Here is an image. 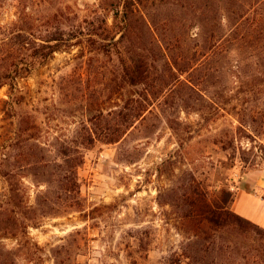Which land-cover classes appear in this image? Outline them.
I'll return each instance as SVG.
<instances>
[{"label":"rangeland","instance_id":"obj_1","mask_svg":"<svg viewBox=\"0 0 264 264\" xmlns=\"http://www.w3.org/2000/svg\"><path fill=\"white\" fill-rule=\"evenodd\" d=\"M131 1L134 18L160 23L154 29L163 52L168 46L178 54L184 39L210 27L184 17L178 0ZM124 2L0 0V77L7 62L20 68L14 89L0 88V264H163L173 254L185 264L191 236L180 217L195 189L212 202L225 197L230 211L264 230V206L239 197L264 201V0L216 2L227 29L240 21V40L227 59L190 62L181 76L198 81L190 99L174 98V86L155 82L149 91L159 98L150 96L144 118L109 144L82 128L124 104L111 83L124 47L103 41L112 51L94 57L85 45L106 38L103 28L117 32ZM56 43L63 50L41 56L48 52L42 46ZM164 75L160 68L152 74ZM143 90L127 87L123 95L136 98ZM89 138L93 144L80 149L76 194L34 175L40 153L56 158L57 141ZM71 196L78 206H70ZM222 238L239 255L244 238L234 230Z\"/></svg>","mask_w":264,"mask_h":264},{"label":"trees","instance_id":"obj_2","mask_svg":"<svg viewBox=\"0 0 264 264\" xmlns=\"http://www.w3.org/2000/svg\"><path fill=\"white\" fill-rule=\"evenodd\" d=\"M220 1L178 0V6L183 9L184 17L193 14V18L210 24V27L202 31L196 40L192 38L184 39L182 46L179 45L176 48V50L180 49L181 51L175 54V52H171V47L168 46L165 49L166 52H163V48L156 40L155 29H159L160 23L151 17H149V21L145 20L143 16H139V19L134 18V10L131 8L134 2L125 0V11L122 16L120 13L115 15L117 22L113 29H116L117 32L113 33L112 29L108 27L103 28L104 33H107L106 38H102L100 41L88 40L87 45H85L91 47L94 57L107 55V52L112 51L111 48L106 51L107 47L103 41H110L112 45H122L124 47V54L122 53L119 59L118 73L111 79L113 92L118 94V98L124 104L109 113L101 111L100 115L95 118L96 124H93L92 128L84 126L83 131L86 133L92 132L99 138H106V142L109 144L119 143L128 131L135 126L136 122L144 118L148 110L146 104L150 102V96L153 99L159 98L161 93H151L149 91V88H152L158 80L163 82L161 86H174L176 88L174 93L177 95H174V98L180 97L183 99L185 95L190 99L198 95L196 90L197 80L181 79L182 73L191 69L189 67L190 62L196 63L203 57L210 62L215 61V59H227L226 51L228 47L235 41L240 40V21H237L234 28L227 29L218 20L216 2ZM139 3L142 4V2ZM234 16L239 17V14H234ZM119 18L122 25L118 23ZM100 22L105 23L104 21ZM258 24H256L257 27ZM137 26L141 29L140 36L136 34ZM119 34V39L115 41L116 36ZM129 38L130 45L127 44ZM133 39L134 44L139 42L140 47H134ZM54 41L64 42L62 37H57ZM63 46L60 43L48 47L42 46L41 49L48 52L41 56L52 55L57 51H61ZM158 68L162 69L165 75L153 78L152 74ZM197 69L200 72L206 71L201 68ZM4 70L3 76L0 77V88L9 86L12 90L15 87L16 80L20 77V68L15 62H7ZM191 76L194 77V74L191 73ZM199 76L202 77L203 74ZM141 86H144V90L140 95L125 100L123 95L125 88H138ZM110 117L115 120L113 123L107 120ZM104 121L106 122L103 124ZM93 142L92 138L84 139L81 142L74 140L57 141L55 144L58 150L56 158L47 160L40 153L39 158L35 161L34 168L36 172L34 175L44 178V182L48 187H55L56 190L64 192L65 195L76 194L78 190V169L84 163V157L80 149L87 148ZM41 150L39 149L40 152ZM71 199L73 201L70 206L75 207L74 204L76 203L73 202L77 201L72 196ZM184 202V211L180 217L181 230L191 236L183 255L188 260L185 264H262L264 230L237 213L230 211L225 197H222V201L220 199L212 202L203 192L195 189L191 194L184 197ZM76 206H78V202ZM229 230L237 231L244 238L243 243H240L239 255L237 256L233 253L231 246L221 241L224 233ZM227 238L229 239V237ZM163 264H183V262L173 254Z\"/></svg>","mask_w":264,"mask_h":264},{"label":"crops","instance_id":"obj_3","mask_svg":"<svg viewBox=\"0 0 264 264\" xmlns=\"http://www.w3.org/2000/svg\"><path fill=\"white\" fill-rule=\"evenodd\" d=\"M243 195H248L251 199H253L254 201H256V202H259L262 206H264V201H261L260 199H258V198H256V199H254V197H253V195L252 194H248V193H243V194H241L239 197L241 198ZM240 198H238V201H237V203H236V207H237V209L239 208V200H240ZM255 202V203H256ZM237 212H238V210H237Z\"/></svg>","mask_w":264,"mask_h":264}]
</instances>
